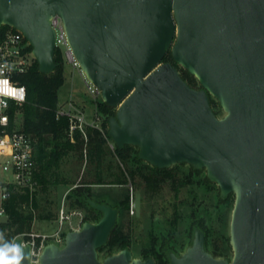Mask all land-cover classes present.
<instances>
[{
	"label": "water",
	"instance_id": "water-1",
	"mask_svg": "<svg viewBox=\"0 0 264 264\" xmlns=\"http://www.w3.org/2000/svg\"><path fill=\"white\" fill-rule=\"evenodd\" d=\"M54 16L81 74L114 110L112 144L136 147L159 169L203 170L221 198L233 195L231 257H215L196 229L183 252L169 253V264H264V0H0V28L23 35L44 74L56 66ZM167 54L172 62H163ZM88 204L99 219L66 232L61 246L45 244L38 264H155L127 248L100 257L118 211ZM24 252L22 264H33L28 245Z\"/></svg>",
	"mask_w": 264,
	"mask_h": 264
},
{
	"label": "trees",
	"instance_id": "trees-1",
	"mask_svg": "<svg viewBox=\"0 0 264 264\" xmlns=\"http://www.w3.org/2000/svg\"><path fill=\"white\" fill-rule=\"evenodd\" d=\"M8 29V26H2L0 37ZM53 59L56 66L51 73L39 72L34 61L18 77L19 83L26 89V101L11 119L21 131L31 136L35 185L32 190H11L6 202L9 218L7 222L0 223L4 240L11 243L14 236L29 232L34 220L57 219V190L66 187L68 192L64 201L67 211L84 210L83 222H96L101 216L89 206L88 200L106 203L117 209L116 223L107 242L98 250L102 257L127 248L138 258H153L156 264H168L167 252L184 250L194 228H197L204 232L205 247L209 252L217 258H230L228 213L232 209L233 195L221 198L217 186L206 176H200L203 170H195L185 164L159 169L140 160L134 146L111 148L107 120L114 110L101 100L95 103V115L101 119L100 129L87 126L86 139L76 131L71 141L68 118L56 115L57 109L63 105L59 91L65 82L64 63L58 50L54 52ZM163 62H172L170 54L163 58ZM178 70L189 86L197 88L198 82L193 76L182 68L178 67ZM210 105L218 116L221 108L217 101L210 98ZM128 184L136 191L137 188L143 189L141 199L147 200L146 206L165 187L170 193V197L161 200L165 206L161 211L163 225L159 227L155 222H148L146 238L138 243L134 242L131 233L138 227L140 219L128 214V188L115 197L101 195L94 190L95 186L123 187ZM205 201L212 202L211 209L204 204ZM153 217L154 211H151L150 218Z\"/></svg>",
	"mask_w": 264,
	"mask_h": 264
},
{
	"label": "built area",
	"instance_id": "built-area-1",
	"mask_svg": "<svg viewBox=\"0 0 264 264\" xmlns=\"http://www.w3.org/2000/svg\"><path fill=\"white\" fill-rule=\"evenodd\" d=\"M49 23L55 32V51L58 50L66 62L79 70L78 62L67 42L62 21L59 17L54 16ZM34 61L29 43L19 31L9 27L0 37V66H6L3 68L0 79H8L13 88H23L24 92H17L15 99L9 96H0V100L3 101V103H0V175L4 176L0 180V218L8 215L6 202L13 188L32 190L35 185L33 180L35 160L31 136L21 131L15 120L11 119V116L18 114L21 106L26 101V89L24 85L19 83L18 77L24 74ZM84 85L91 98H100L98 89L87 79L84 80ZM21 96L23 99H20ZM56 115L57 117L65 116L68 118V134L71 141L76 131H79L86 139L85 127L87 126L100 129L97 122L98 117L95 115L96 118L87 122L85 113L72 99L61 105L57 109ZM109 144L111 148L114 147L112 142ZM74 216H81L80 212L66 211L62 206L58 212L59 228L56 232L50 235L27 232L14 236L11 242L22 244L24 247L28 245L30 247L31 263L38 264L42 249L48 241L57 245L63 243V234L60 233V227L64 224L70 225ZM70 230L75 229L70 227Z\"/></svg>",
	"mask_w": 264,
	"mask_h": 264
},
{
	"label": "rangeland",
	"instance_id": "rangeland-1",
	"mask_svg": "<svg viewBox=\"0 0 264 264\" xmlns=\"http://www.w3.org/2000/svg\"><path fill=\"white\" fill-rule=\"evenodd\" d=\"M64 63V74H65V82L64 85L61 87L59 91V99L60 102L64 105V103L72 99L74 103L80 107L81 110L85 113L87 122L92 121L95 117V103L101 100L93 99L89 96L86 91L84 80L86 79L83 74H81L80 70L73 68L69 62H66L65 58L62 57ZM223 111H219L218 117L223 116ZM97 116V115H96ZM98 117V116H97ZM100 117H98V124L100 125ZM186 168V167H185ZM201 177L205 176V172H203ZM4 178L3 175H0V180ZM128 188L129 195H130V207H129V216L135 217L140 219V223L137 228L133 229L131 233V237L134 242H141L146 238V228L148 226V222H155L158 224L157 226L163 225V215H161V211H163L164 204L161 203L163 198L170 197V193L167 191V187H165L156 197L153 199L154 201L148 202L149 206L146 203V199L142 201L141 197L144 195L142 188H135L131 189L130 184L120 187V186H112V187H94L95 192L103 194L112 195L115 197L118 193H123ZM68 192L66 187H59L56 194V201L58 203L57 210L63 206L64 209L67 211L66 203L64 201L65 194ZM219 192V191H218ZM215 194V193H214ZM146 197V196H144ZM210 203V204H209ZM211 201H205L204 204L210 206L211 209ZM154 205V206H153ZM80 212L81 216H74L71 220L70 225L64 224L60 227V233L62 232L63 236L66 232L71 231L70 227H73L75 230H79L82 223L83 218L86 214L84 210H71ZM151 211H154V217L150 218ZM57 212V214H58ZM204 214L202 213V216ZM81 218V220H80ZM229 221H230V211L228 213V228H229ZM59 228L58 219L53 220H34L31 226V230L29 232H34L36 234H45L50 235L57 231ZM159 229V228H158ZM160 233L162 230H159ZM64 238V237H63ZM13 239V238H12ZM48 241L47 243H49ZM63 244V243H62ZM60 244V246L62 245ZM134 256V255H133ZM102 257V256H100ZM136 257V256H134Z\"/></svg>",
	"mask_w": 264,
	"mask_h": 264
},
{
	"label": "clouds",
	"instance_id": "clouds-1",
	"mask_svg": "<svg viewBox=\"0 0 264 264\" xmlns=\"http://www.w3.org/2000/svg\"><path fill=\"white\" fill-rule=\"evenodd\" d=\"M6 66H0V75L3 73V68ZM23 93L24 89H15L10 85L8 79H0V96H9L13 99L16 98V93ZM20 99H23L21 96ZM0 103H3L0 100ZM29 258L24 252V246L15 242H6L3 234L0 233V264H22V262Z\"/></svg>",
	"mask_w": 264,
	"mask_h": 264
},
{
	"label": "flooded vegetation",
	"instance_id": "flooded-vegetation-1",
	"mask_svg": "<svg viewBox=\"0 0 264 264\" xmlns=\"http://www.w3.org/2000/svg\"><path fill=\"white\" fill-rule=\"evenodd\" d=\"M197 228H194V230H193V232L196 230ZM193 232H192V235H193ZM191 238H192V236H191ZM191 238H190V241H191ZM190 241H189V244H190ZM188 244V245H189ZM186 248V247H185ZM181 252H183V250L182 251H180V252H174V253H176V254H180ZM169 253H171V252H167V254H166V257H167V260H168V264H169V259H168V255H169ZM153 259V258H152ZM154 260V259H153ZM156 264V263H155Z\"/></svg>",
	"mask_w": 264,
	"mask_h": 264
}]
</instances>
